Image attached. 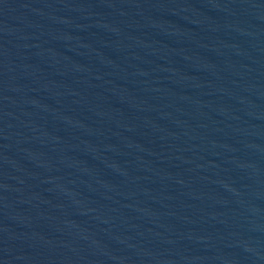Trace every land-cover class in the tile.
I'll use <instances>...</instances> for the list:
<instances>
[{
	"label": "water",
	"instance_id": "95a60500",
	"mask_svg": "<svg viewBox=\"0 0 264 264\" xmlns=\"http://www.w3.org/2000/svg\"><path fill=\"white\" fill-rule=\"evenodd\" d=\"M0 264H264V0H0Z\"/></svg>",
	"mask_w": 264,
	"mask_h": 264
}]
</instances>
